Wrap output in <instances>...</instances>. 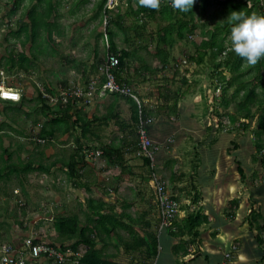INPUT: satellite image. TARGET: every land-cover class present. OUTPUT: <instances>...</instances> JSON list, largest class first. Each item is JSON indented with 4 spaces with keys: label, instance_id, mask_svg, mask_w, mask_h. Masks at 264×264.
<instances>
[{
    "label": "rangeland",
    "instance_id": "obj_1",
    "mask_svg": "<svg viewBox=\"0 0 264 264\" xmlns=\"http://www.w3.org/2000/svg\"><path fill=\"white\" fill-rule=\"evenodd\" d=\"M5 1L7 0H0V79L5 85L10 84L13 85L14 89L17 88L16 90L21 93L20 99L23 104L22 108L19 107L20 99L18 101L0 100V167L2 170L4 171V166L7 163L16 164L19 167L27 161L34 167L49 166L51 170L52 166L49 163L51 160H62L73 152L77 158L85 152L86 157L88 151L92 152L97 149L98 135L101 141L107 142L111 139L113 143L119 142V144L123 141L129 143V140H132V135L135 139V132H131L129 128V124H131L130 110L125 100L122 104L119 102L117 106L114 105V110L117 112L116 116L108 118L105 123H99V125L98 120L94 121L90 127L91 132H88L84 138L86 145L83 153L78 150L76 152L72 146V144L77 145L76 137L81 138L79 127L71 128L66 132L67 135H63L65 132L58 133L54 141L51 138L38 136L40 127L43 124H48L50 116L47 110H42L43 102L40 97L49 106H60L64 103L63 91L82 85L91 76L98 75V66L105 58L104 39L99 35L103 29L102 20L95 13L98 0H88L85 5L77 8H70L72 0H58V28L52 29L51 36H47V33L41 30L40 37L36 39L37 41L35 40L38 43L30 38L26 39L27 35L25 36L23 32L19 33L18 38L13 34L6 33L11 26L9 24L11 18L4 13L1 14L6 10ZM31 3H35L39 9L45 8L43 3L37 4L36 0H22V4H26V8L23 9L20 16L25 15V10ZM128 3L135 6L133 0H115L111 4V9H115L116 6L124 9ZM234 3L242 5L238 10L249 14H262L261 9L263 8H260L259 5L264 4V0H196L192 7L195 28L191 32H186L184 39L175 38L169 45V64L167 67L160 69V63L154 53L155 41L150 42L149 39L148 46L140 48L138 51L141 59L134 57L131 60L130 74H133L136 66L143 64L142 62L154 70L141 69L142 74L137 77L140 79L144 76L148 80L132 83L146 104H151L153 107L156 100L162 99L163 91L166 88L171 92L181 90L183 95L179 98L177 105L179 106L180 102L181 104L191 102L192 108L186 112L190 111V117L195 116V120L188 119L186 114V117L182 118V122L197 121L201 128L191 135H183L180 133V129L183 128L181 118L173 120L175 117L172 116L174 115H170L171 118H168V120L175 122L172 126L170 125V134L158 143L161 154L156 169L166 180L167 188L172 194L177 192L175 183L171 182L169 178L171 167L178 172L176 165L179 162L181 167L188 171V168H192V160H197L194 152L201 150L203 156L205 154L203 149H206L203 146H208L209 143L219 144L222 148L225 147L227 152L232 154L231 159L236 157L241 161L244 177L240 176L236 164L232 166L229 172L234 173L237 177L236 180L242 186H246L248 191H251L256 183H264V107L259 103H253L250 105L251 116L249 118L240 117L238 101L241 98V91L235 92L237 83L226 87V79L231 77L233 72L230 71L229 66L224 67L222 68V77L212 63L223 59L224 53L221 51L222 55L220 56L221 53L219 54L218 48L222 47L223 50L228 51L232 49L230 43L232 27L228 22V16ZM247 7L248 12L246 11ZM128 22L130 20H124V23L128 24ZM225 23H227L226 26ZM158 25V21L150 20L147 27L149 30H155ZM213 31L219 35L218 46L213 51L216 57H210L212 60L206 57V61L201 64L189 60V55L195 53L198 42ZM122 37L121 32L116 36V42L120 47L126 44ZM22 52L26 55V59L21 57ZM10 56L17 57L16 62L22 63L23 67L18 68L16 66L13 68L5 65L11 63ZM260 61L262 63L259 66L258 63L252 65L244 58L242 60V73L239 76L238 74L235 75L237 79L244 80L247 87L255 88L257 101L264 98V58ZM224 88H226L225 91H223ZM100 95L104 96L106 100L102 109L98 107ZM183 96L188 101H185ZM113 97V93L105 92L95 94L90 102L78 99H73V101L77 103L75 107L80 108L79 114L91 119L98 117V113L101 111L104 113L108 109L106 107L109 103L108 99ZM113 100L120 99L115 98ZM223 100H227V105L223 104ZM15 107L20 108V110L15 111ZM231 115L235 116L236 119L232 120ZM242 121L246 124L245 126L241 124ZM123 123L127 126H123ZM178 134L180 135L177 141H173L172 138L175 139ZM199 140L202 144L199 143ZM257 142L262 145L263 149L254 159ZM53 143V146H60V151L53 152ZM194 149L196 150L193 151ZM134 152L136 154V150ZM131 154L132 152L126 150L124 158H127L126 162L132 164L134 174H130L128 183L121 185V190H117L118 196L114 208L118 212L124 203L131 204L136 208L133 212L130 209L131 214L135 217L139 216L134 223L135 226H144L141 221L145 217L149 221L151 217V223H154L155 226L156 218L154 215L148 214L146 216V214L139 213L142 206L143 208L147 207L146 209H152L151 206L148 208L147 204L145 205L143 201L139 200L144 198L146 201H151L154 198L153 188L149 181L148 165H145L143 159L137 154L134 157ZM90 156L88 160H90L91 165H88L90 167L87 168V171H81L82 176L80 177L81 182H85L86 188L84 185L75 184V177H70L68 172L66 173L69 175L70 181H68L69 179L68 182L63 180V172L56 165L52 178L42 168L30 169L25 172L20 170L18 173L11 172L10 177L1 176L0 186L4 179H9L5 186L0 188L4 193L3 196H0V238H2L0 241L9 242L14 237L22 240L28 236L32 237L41 233L45 241L54 244L72 243L74 238L63 236L54 229V221L59 215L78 214L81 224L85 223L88 214L86 206L88 200L90 198L98 199V166L107 163L100 154L93 153ZM199 158L200 156L198 161ZM84 160L83 158L80 162ZM161 164L163 166L159 167ZM64 167L61 165L60 169L63 170ZM118 169L120 167L115 168L116 172ZM120 172L127 177L126 170ZM187 180L189 177H183L182 184H185ZM104 181L110 182L111 180L105 179ZM28 182L31 186H28ZM50 183L53 184L54 188L48 187ZM52 189H55V192L51 191ZM137 190H140V195L136 194L139 192ZM57 193L73 195V200L64 201L69 204L70 208L62 211L59 206L55 205L56 202L53 198ZM186 195L182 191L178 197L181 206L185 208L184 216L191 212L190 208L193 207L191 203H185ZM228 205L227 202L225 206L230 208ZM123 209L126 210L127 207L124 206ZM40 228H43L42 231H38ZM124 238L127 236L125 235ZM159 239L164 241L170 239V236L166 230H163L159 234ZM96 245L102 247L98 237H96ZM81 246L85 248L84 244ZM137 249L139 248L136 247L128 251H132L131 253L134 254L132 257H134L135 263L142 261L141 257L137 256L139 254ZM107 250H112V248L104 246L103 252Z\"/></svg>",
    "mask_w": 264,
    "mask_h": 264
},
{
    "label": "trees",
    "instance_id": "obj_2",
    "mask_svg": "<svg viewBox=\"0 0 264 264\" xmlns=\"http://www.w3.org/2000/svg\"><path fill=\"white\" fill-rule=\"evenodd\" d=\"M16 1V0H15ZM130 1V0H128ZM135 1V6H132V3H128L124 6V9L116 6L115 9L105 7L106 0H98L96 4V15L100 16V19L103 21V17L106 16L107 23L105 27L99 32V35L103 37V32L105 30L107 36V43L104 41L105 48V56L106 53H113L118 57V64L115 68L116 78L119 81H124L129 85L135 82H143L146 81V77L138 78L142 74L141 69L152 70L149 65L145 62L136 66L133 74H130L129 68L131 66V60L135 58L141 59V56L138 54L140 48H145L148 46V39L151 41H155V56L158 58V62L160 63V69L165 68L169 64L168 55H169V45L173 42L175 38L184 39L186 37V32H191L195 28V22L192 14V9L184 12L173 6L172 0H161L159 8H150L139 3V0ZM38 3H43L45 8H38L36 4H32L30 9L27 12L28 22L25 24H20V29L17 32L18 34L23 31V29H30V37L32 41H35L40 37L41 30L47 33V36L51 34L52 29L58 28L57 22V2L56 5L49 3L46 5L45 0H36ZM49 6V7H46ZM242 5L240 3H234L231 7V12L234 10H238ZM246 7V6H245ZM264 14V4L259 5ZM123 10V11H122ZM247 12L248 7H247ZM55 12V13H54ZM54 13V15H52ZM129 17L130 22L128 24L124 23V20ZM132 18V19H131ZM158 21L159 25L155 30H149L147 25L149 21ZM229 24V23H228ZM225 26L227 23L224 24ZM232 27V24H230ZM121 32L123 35V40L126 44L122 47L118 46L116 42L117 34ZM29 36V34L27 33ZM28 36L26 39H28ZM51 36V35H50ZM49 36V37H50ZM37 41V40H36ZM35 43H38L36 42ZM219 35L216 31H213L209 36L202 38L198 44L196 45V50L194 54L189 55V60L196 62L198 64L204 63L206 61V57L211 59L212 57H216L214 48L218 46ZM223 52V48H218L219 54ZM21 57L26 59V55L22 52ZM222 53L220 54V56ZM104 56V57H105ZM223 59L217 60V62H212L216 71L223 77L222 68L228 67L233 75L226 79V87H229L235 83V92L241 91V98L238 101V108H240V117L249 118L251 116V107L253 103H259L264 107V98H261L259 101L256 99V91L254 87H247L246 82L241 79H237L236 74L242 73V60L244 57H241L239 54L235 53L234 50H225ZM19 57V56H18ZM211 57V58H210ZM17 57L10 56V64H5L8 67H23L22 63L16 62ZM212 60V59H211ZM262 63L258 61V66ZM237 79V82H236ZM88 80V79H87ZM86 80V81H87ZM85 81V82H86ZM1 88V87H0ZM226 88L223 89L225 91ZM139 94V93H138ZM183 95L181 90L170 91L166 88L162 94V102L159 104L158 110L154 111L149 107L148 104L144 102L143 110L149 114L160 113L167 116L174 115L177 117L180 113L178 100ZM113 96L117 99H125L129 103L130 115L129 119L131 124H129V128L131 132H135L136 134V122L138 117V110L135 101L131 97L119 95L113 93ZM140 96V94H139ZM40 97V95H39ZM141 97V96H140ZM43 102L42 110H47L50 114L48 118V124H43L38 132V136L42 138H52L55 134L64 133L71 128L79 127L81 129L80 133L82 137H86L88 132H91L90 127L94 123L95 120H98V117H93L91 119L86 118L79 114L80 108H76L75 101H68L60 106H49L45 103V100L40 97ZM0 100H4L0 98ZM21 100V99H20ZM4 101H13V100H4ZM19 107L22 108V100ZM224 105H227V100L222 101ZM79 107V106H78ZM20 110V108L15 107V111ZM153 110V111H152ZM46 113V111H45ZM117 112L113 108H109L107 113L101 116L99 119L107 121L108 118H112L116 116ZM231 119L235 120L236 117L231 115ZM241 124L245 126L246 124L242 121ZM123 126H127V124L123 123ZM57 127V128H56ZM58 131V132H57ZM132 140H134L132 144V149L130 151L136 150V135L135 139L133 135L131 136ZM76 140L79 141V138L76 137ZM123 143H120L119 146L114 145L113 143L102 146V155L105 156L107 162L117 163L123 169V163L125 160V149ZM134 146V149H133ZM98 149V148H97ZM262 145L257 142L256 144V153L253 158H257L258 153L262 151ZM78 150V149H77ZM76 151V150H75ZM79 151V150H78ZM77 152V151H76ZM74 153V152H73ZM74 155V154H73ZM71 156V158L66 162L67 172L70 176H78L79 178L82 176V172L80 171V167H77V164L82 161L85 157L84 154H80V157L77 158L75 155ZM134 155L135 152H134ZM76 157V159H75ZM143 159V163L148 165V159L145 157H141ZM238 161V160H236ZM84 163V161H83ZM4 171L0 167V177L8 176L10 177L11 172L18 173L20 170L25 172L30 169H38V166H32L29 161L21 164L19 167L16 164L7 163L4 166ZM149 169V166H148ZM238 171L241 176H243L242 167L238 162ZM150 172V169H149ZM177 174L172 173L170 175V181L176 180ZM77 184L83 185L84 182L79 181ZM172 196L178 200V196L173 193ZM192 200L196 197V193L192 195ZM238 199L232 198L228 201V206L233 208V206L238 205ZM155 203V202H154ZM87 210L88 214L85 218V223L81 224L80 218L78 214H70V215H59L56 216L54 221V229L61 235L67 236L69 238H74V241L70 244H54L59 245L63 249L70 247L73 251H77L80 249L82 252L80 256L77 258L74 257V262L71 263H61V264H155L156 256L159 254V240L158 234L156 230H137L132 228L129 229V233L134 237L133 246L134 248L138 247L140 256L142 261L132 262V263H123L118 262L111 259V256L108 253L103 252V247H97L96 245V237L101 234V232H105L108 234L112 229L116 227H127L128 224L122 222L121 217L126 214H118V216L112 212H103L105 209L104 203L98 204V199L90 198L87 202ZM255 210H251L248 215V219L251 222V217H254ZM230 217L233 215L232 212L228 214ZM208 221V216L202 213L200 210H196L194 212H188L185 216L180 220L174 221L175 229L169 228L168 233L171 237H178L179 239L183 237V235L187 234L189 237L187 243H192L195 241L196 236L199 232V226L202 223H206ZM257 239L259 235L256 236ZM181 239L174 245H172L173 252L177 251V248L182 247ZM185 241V242H186ZM82 244H84L85 248H82ZM132 246V247H133ZM186 246V245H185ZM132 248V249H134ZM186 253V249H184ZM73 259V256L70 257ZM149 261H148V260ZM151 261V262H150Z\"/></svg>",
    "mask_w": 264,
    "mask_h": 264
},
{
    "label": "crops",
    "instance_id": "obj_3",
    "mask_svg": "<svg viewBox=\"0 0 264 264\" xmlns=\"http://www.w3.org/2000/svg\"><path fill=\"white\" fill-rule=\"evenodd\" d=\"M57 1L58 0H54V1L45 0L46 5H48L49 3L56 5ZM87 1L88 0H72V6L70 8H77L83 4L85 5ZM32 4L33 3H31V5ZM31 5L25 10L24 13L25 15L20 16L23 9L26 8V4H22V0L5 1L6 10L3 11L1 14L4 13L11 18V20L9 21L10 22L9 24H11V26L9 27V29L7 28L8 30L6 31V33L13 34L16 36V38L19 37L18 36L19 34L17 32L21 27L20 24H25L29 21L27 12L30 9ZM54 13L52 15H54ZM57 14L59 15L58 10L56 12V15ZM127 19L129 20V17ZM27 29L28 31L23 29L22 32L25 34V36L28 33L29 34V36L27 35L28 38L32 39L30 37L31 35L30 29L29 28ZM147 80L148 79H146V81ZM5 86L14 88L13 85L10 84L5 85L4 83L1 82L0 79V87H5ZM113 99H115V97H113L112 99H108L109 103L107 105L105 104L108 109L110 107L114 109L115 108L114 105L117 106L119 102L122 104L123 100H125V99L117 98L120 100L114 101ZM183 99L185 101H188L186 97L184 98V96ZM162 101H163L162 99L156 100V104L153 105V107L150 104L149 107L152 108L154 111H156L158 110L157 106L161 104ZM105 102H106L105 97L100 95L98 97V107L102 109ZM126 104L129 105L127 101ZM191 108H192L191 102L189 101L183 102L182 104L180 102L179 104L180 115L173 118V120L174 119L177 120L178 118H181V126H183V128L180 129V133L183 135H191L195 131L201 129L197 121L188 120L186 121V123L182 122V118H185L186 114L188 116V119L192 118L195 120V116L190 117L191 115L190 111L186 112ZM107 110L104 113L102 111L101 113H98V125L99 123H105L104 120H101L99 118L104 114H106ZM152 115L154 116V122H152L148 126V131L150 137L158 144L159 142H162L160 140H163L166 136L170 134L169 131L171 129L170 125L172 126L175 121L168 120V118L171 117L164 114L153 113ZM56 135L57 134L52 136L51 140L54 141ZM63 135H67V133L65 132ZM179 135L180 134L176 135V138L175 139L172 138V140L177 141ZM84 138L85 137H82L81 134V138H79V141H77L75 138V142L77 143V145L72 144L75 150L78 149L82 153L86 145L85 142L86 139L84 140ZM133 142L134 140H129V143L124 144L123 148L125 149V151L127 150L129 152H132L131 156L134 157L135 156L134 151H130L132 149ZM111 143H113L111 139L107 140V142L103 140L101 141L98 135V150H101L102 146ZM199 143L202 144L201 140H199ZM113 144L116 146L120 145L119 142ZM53 145L54 143L52 144L53 152L60 151L59 149L60 146H53ZM203 147L206 148L203 149L205 152L203 156L201 154V150L194 152L197 160L195 161L192 160L191 162L192 168H188L189 173H187L188 171H185V168L181 167L180 163L178 162V164L176 165V169H178V172L174 170L173 167H171L169 178L172 173L177 174L176 180L171 181L176 185L175 190L177 193L175 194L178 197H180L179 194L182 191L185 192V195L187 194L185 196L186 199L185 203L187 204L191 203L193 205V207L192 205H190V207H192L190 208V211L194 212L196 210H200L202 213L208 216V221L206 223H202L199 226L198 228L199 232L194 242L187 243L186 240H188L189 237L188 236L186 237L187 234L183 235V237L180 238L182 240L180 242L182 243L183 246L177 248L178 250L174 252L172 249V245L176 244L180 239L178 237L175 238L171 237L168 233L170 239H165L164 241H161L159 239V234H158L160 248H159V254H157L155 258L157 261L156 264H264V183L261 182L256 183L255 185H253L252 190L248 191L246 186H242L239 183V181L236 180L237 177L235 176V174L229 172L232 166L235 164L237 165L236 169L238 171V162L240 163L241 166V161L239 159H237L236 157L231 159L232 154L230 152H227L228 150H226L225 147L222 148V146L219 144L209 143L208 146L204 145ZM195 150L196 149H194L193 151ZM159 151L157 154L158 163L160 162V154H161V152ZM72 155L73 153L69 154V156H67L62 160L53 158L54 160H51V162H49L50 165L52 166L51 170L49 169V166L46 167L43 165H41V167L38 166V168H42L44 171L48 172L47 174H49L50 178H52L53 171L56 165L59 167V170L63 172L64 175V177L62 176L64 178L63 180H66V182H68L70 181V178L68 177L69 175L66 173L67 172L66 162L71 158ZM100 155H102V153ZM102 156L103 158H105L104 155ZM177 156L181 157L179 155ZM199 156L200 158L198 161ZM84 159H85L84 163L79 162L77 164V167H80L79 168L80 171L84 170L85 172L88 170L87 168L90 167L88 165L89 164L91 165V162L90 160H88L87 157H84ZM126 160L127 158H125L124 160L123 169L119 164L113 162H107V161L106 164H101L100 166H98V204H100L101 202L104 203L105 209L103 210V212H112L117 216L118 214L121 215L126 214L123 215L121 219L122 222L128 224L127 227H116L112 229L108 234H106L105 232H101V234L98 235V241H101V245L103 248L104 246L105 247L110 246L112 248V250L104 251L105 253H108L111 257H113L111 259L123 263H126L127 261L132 263L135 262L134 257H132L134 256V254L131 253L132 251L131 252L128 251L134 248L133 246L134 237L129 233L128 230L134 228L139 231L144 229L157 231L158 213L154 203V198L151 201H146L144 198H140L139 200L143 201L145 205L147 204L148 208L149 206H151L152 209L151 210L146 209L147 207L143 208L142 206V210L139 211V213L143 215L146 214V216L148 214L150 216L154 215L156 218V224L154 226V223L153 224L151 223V217H150V221L146 220L148 218L145 217V219L142 218L141 221L144 224V226L140 225L138 227L135 226L136 224L134 225V223L136 220H138L137 218L139 216L135 217V215L131 214L133 210L136 209L133 205L124 203V205H122V208L118 210V212L114 208L115 207L114 203L117 200V196H118L117 190L118 189L121 190L122 189L121 185L128 183L129 181L128 178L131 177L130 174H134L132 169V164H130V162L129 163L126 162ZM111 164L118 166H112ZM61 165L65 166L66 168L64 167L63 170L60 169ZM162 166L163 165L161 164L159 167ZM118 167H120V169H118V172H116L115 168ZM122 170H126V173L129 176L127 175V177H125L123 174H121L120 171ZM72 176L75 177L76 180L74 182L75 184L81 181L80 180L81 178H79L78 176H74V175ZM185 176L189 177V180H187L186 183L184 182L185 184H182L183 177ZM241 177H244V173L243 176ZM8 179L6 178L1 182L2 187L5 186ZM105 179H110L111 181L106 182L104 181ZM52 181L54 182V180ZM83 185L85 186V188L87 187L85 185V182ZM28 186H31L29 182H28ZM48 187L54 188L53 184L51 183L48 185ZM51 191L55 192V189H52ZM137 191L139 192H136V194L140 195L141 194L140 190ZM131 192L133 191L131 190ZM195 193H196V197L192 200L193 197L192 195ZM68 194L69 193H67V195H65L64 193L62 194L57 193L54 195L53 200L56 202L55 205L59 206L62 211H64L66 208H70L67 202L70 199L73 200V195H68ZM3 195H4L3 190H0V196ZM232 198H237L239 200L238 205L233 206V208L226 207L225 206L226 203ZM178 202H179L180 211L176 220H181L182 217L184 216L185 208L181 206L179 200ZM124 206L127 207L126 210L123 209ZM130 209L132 210V212ZM251 210H255L254 212L255 216L251 217V222H250L248 219V215L250 214ZM229 212L233 213L231 217L228 215ZM42 229L43 228H40L38 231H42ZM166 231L168 232V230ZM125 235L127 236V238H124ZM257 235H259L260 239L256 238ZM33 237H36L37 240L40 239L45 240L43 239V234L41 233H38ZM128 239H130L131 241H129ZM21 241H22L21 239L19 238L16 239L14 237L9 242L20 243ZM184 249H186V253L184 252ZM122 252L124 253L123 255ZM133 252L136 251L133 250ZM137 256H140V252ZM153 263L155 264L154 261ZM38 264H47V263L45 261H40Z\"/></svg>",
    "mask_w": 264,
    "mask_h": 264
},
{
    "label": "built area",
    "instance_id": "obj_4",
    "mask_svg": "<svg viewBox=\"0 0 264 264\" xmlns=\"http://www.w3.org/2000/svg\"><path fill=\"white\" fill-rule=\"evenodd\" d=\"M115 0H106L105 7L112 8ZM107 23L106 16L103 17V28ZM103 39L107 43V36L104 30ZM225 53V50L223 51ZM118 64V57L113 53H106L102 63L98 66V75L91 76L82 85H77L62 92L63 102L78 99L85 102L90 100L97 93H115L131 97L137 106L138 117L136 122V154L139 157L148 159L150 169L149 181L153 188L154 202L158 213L157 234L169 228L175 229L174 221L179 215V202L174 198L167 188L166 180L157 172V154L159 145L150 137L148 126L154 122V116L143 110L144 100L132 85L116 78L115 68ZM0 98L7 100H19L20 93L11 87L0 88ZM95 153L99 155L101 150L87 152L86 157ZM89 159V158H88ZM82 252L73 251L70 247L62 248L45 240H37L28 236L20 243L0 241V264H38L45 261L48 264H61L74 262V257L80 256ZM73 256V259L70 257Z\"/></svg>",
    "mask_w": 264,
    "mask_h": 264
},
{
    "label": "clouds",
    "instance_id": "obj_5",
    "mask_svg": "<svg viewBox=\"0 0 264 264\" xmlns=\"http://www.w3.org/2000/svg\"><path fill=\"white\" fill-rule=\"evenodd\" d=\"M195 2L196 0H172L173 6L184 12L191 10ZM139 3L150 8H159L161 0H139ZM228 22L232 24V50L252 65L264 58V14L234 10L229 14Z\"/></svg>",
    "mask_w": 264,
    "mask_h": 264
}]
</instances>
